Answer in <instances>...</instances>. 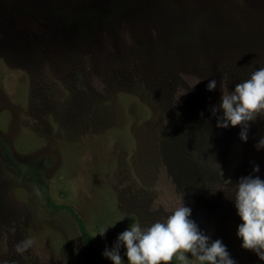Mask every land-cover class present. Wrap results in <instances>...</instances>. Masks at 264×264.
Wrapping results in <instances>:
<instances>
[{
	"label": "rangeland",
	"instance_id": "1",
	"mask_svg": "<svg viewBox=\"0 0 264 264\" xmlns=\"http://www.w3.org/2000/svg\"><path fill=\"white\" fill-rule=\"evenodd\" d=\"M260 66L264 0H0V259L80 263L72 220L44 204L47 185L100 253L182 201L236 264H264L240 247L230 200L253 164L264 179V117L241 142L239 126L217 128L210 113L225 84ZM25 237L33 244L17 254Z\"/></svg>",
	"mask_w": 264,
	"mask_h": 264
},
{
	"label": "clouds",
	"instance_id": "2",
	"mask_svg": "<svg viewBox=\"0 0 264 264\" xmlns=\"http://www.w3.org/2000/svg\"><path fill=\"white\" fill-rule=\"evenodd\" d=\"M227 79L225 73L221 82ZM216 85L217 81L210 79L206 89L212 91ZM225 85L221 88L219 102L211 106L210 113L216 119L217 128L239 126V140L246 142L249 123L264 117V66L255 68L231 90ZM254 148L264 150V133ZM258 172L259 165L253 164L250 174L231 184L230 200L240 221L235 230L240 247L251 250L264 261V179L255 175ZM190 213L191 209L181 201L166 216L150 224L131 223L118 233L111 248L105 246L101 255L111 264H125L120 251L123 248L126 264H171L173 261L178 264H236L222 241L219 238L212 240L199 229ZM105 231L98 234L103 236ZM32 244V238L25 237L14 244L13 250L23 254ZM0 264L11 262L0 259Z\"/></svg>",
	"mask_w": 264,
	"mask_h": 264
},
{
	"label": "trees",
	"instance_id": "3",
	"mask_svg": "<svg viewBox=\"0 0 264 264\" xmlns=\"http://www.w3.org/2000/svg\"><path fill=\"white\" fill-rule=\"evenodd\" d=\"M124 58L127 59L126 57ZM120 62L121 60L119 61V63ZM122 62L126 63L125 60ZM150 109L148 110V112H151ZM182 142H184L183 137L178 140L171 139L169 142L170 145L169 151H171L172 153H174L175 151L181 152ZM204 152L208 153V151L204 150L201 151V154L202 153L204 154ZM200 158L203 159V157L201 156ZM44 189H45V196H44L45 206L52 211L62 212L67 214L74 224V229L70 230L68 228V230L70 231L68 233H71V238H73V240L74 238L77 237L79 239V242H77L75 245L76 250H78V254H79L78 256L80 258L79 264H106L84 218L78 213V211L73 206L56 202L53 199L49 187L47 185H45Z\"/></svg>",
	"mask_w": 264,
	"mask_h": 264
}]
</instances>
